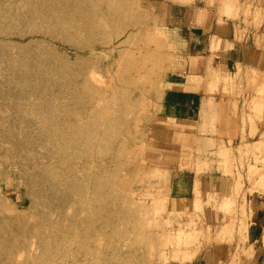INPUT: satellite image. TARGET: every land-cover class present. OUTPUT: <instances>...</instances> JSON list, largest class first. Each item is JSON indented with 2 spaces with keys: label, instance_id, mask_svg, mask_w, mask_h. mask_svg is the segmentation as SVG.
Masks as SVG:
<instances>
[{
  "label": "rangeland",
  "instance_id": "obj_1",
  "mask_svg": "<svg viewBox=\"0 0 264 264\" xmlns=\"http://www.w3.org/2000/svg\"><path fill=\"white\" fill-rule=\"evenodd\" d=\"M180 3L225 97L197 119L168 104L203 59ZM245 44L264 49V0L8 1L0 264H195L223 245L218 264H242L264 205V51L237 61Z\"/></svg>",
  "mask_w": 264,
  "mask_h": 264
},
{
  "label": "crops",
  "instance_id": "obj_2",
  "mask_svg": "<svg viewBox=\"0 0 264 264\" xmlns=\"http://www.w3.org/2000/svg\"><path fill=\"white\" fill-rule=\"evenodd\" d=\"M176 8H179L182 13L179 15V18L175 23L180 25L182 32H185L186 35H189L188 33H193L191 39H188L183 35L185 40H190L189 50L203 59L200 64H197V67L201 69L200 71L190 70L187 72H178L182 77L176 78V82L181 84V86L180 88H176L177 83H174V81L171 83L172 88H170L168 93L169 110L171 113L174 112L173 114H176L178 117H184L185 119L192 117L193 119H197L200 115H206V109L212 105H207L206 101L210 98H223L224 96L220 95L219 92H211L209 89V83H207L208 81H203L205 83L200 82L201 79L199 76H204V72L209 69L208 63L210 61L212 62V53H210L208 46L204 44L205 42L203 43L200 40H196V37L201 34L199 29L205 28V25L201 26L199 23L196 24L195 15L193 12H189L190 9L187 4L180 3L178 6L176 4ZM259 50L264 51L263 48H257L253 44H245L238 50L236 60L244 62L250 61L254 63V61L249 58V54ZM212 177L215 178V176ZM225 190L227 189L223 188L221 191ZM212 191H214V189ZM259 206L260 207L256 208V213L253 214L252 219L250 220L251 222L255 221L253 222V228L255 229L254 231L258 233L255 249L250 256H242V264H264V205ZM219 243L218 244L221 245L225 242L220 241ZM213 249L214 251L209 250L208 253L206 252L205 255L201 256L195 264H218V259H222L224 254L226 255L225 250L227 247L223 245L222 250L220 251L216 250V246H214Z\"/></svg>",
  "mask_w": 264,
  "mask_h": 264
},
{
  "label": "bare ground",
  "instance_id": "obj_3",
  "mask_svg": "<svg viewBox=\"0 0 264 264\" xmlns=\"http://www.w3.org/2000/svg\"><path fill=\"white\" fill-rule=\"evenodd\" d=\"M8 1L10 0H0V31H5L8 27ZM12 1H33V0H12Z\"/></svg>",
  "mask_w": 264,
  "mask_h": 264
}]
</instances>
